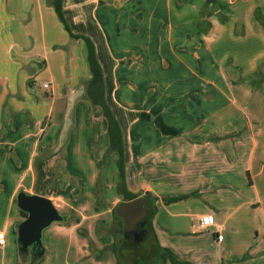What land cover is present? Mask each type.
<instances>
[{"label": "crops", "instance_id": "0c3cea01", "mask_svg": "<svg viewBox=\"0 0 264 264\" xmlns=\"http://www.w3.org/2000/svg\"><path fill=\"white\" fill-rule=\"evenodd\" d=\"M47 1L0 0V264H25L19 191L104 217L123 201L119 156L86 96V45ZM62 11L95 47L124 183L157 199L159 244L191 264H264V0H63ZM208 214L214 224L199 229ZM112 222L84 237L99 260L79 261L91 248L69 244L52 255L115 264L112 237L96 232ZM55 223L45 243L74 241Z\"/></svg>", "mask_w": 264, "mask_h": 264}, {"label": "trees", "instance_id": "16d2710c", "mask_svg": "<svg viewBox=\"0 0 264 264\" xmlns=\"http://www.w3.org/2000/svg\"><path fill=\"white\" fill-rule=\"evenodd\" d=\"M50 6L53 7L59 21L72 39H81L86 45L87 62L91 73V78L87 83L86 96L93 106H98L102 110V115L107 122V134L109 139L108 152H116L119 156V171L120 183L118 185V193L122 196L123 201H130L138 197L127 191L124 183V150L122 143V134L117 120L113 116L109 106L104 98V83L103 74L100 64L97 61L95 47L92 41L83 35L73 34L70 31L69 25L64 18L62 11L63 0H48ZM148 203V213L144 226L145 236L140 243L133 241L132 237L125 238L121 220L114 217L112 212L113 222L110 226H98L97 233H108L113 242L107 247L115 258V264H191L189 262L178 260L171 250L162 247L156 237L153 229V218L156 213L155 201L150 193H146ZM176 198L166 199V201H174ZM22 217L26 214L20 211ZM21 253V252H20ZM22 258H26L21 253ZM30 264L36 261L29 259Z\"/></svg>", "mask_w": 264, "mask_h": 264}, {"label": "water", "instance_id": "95a60500", "mask_svg": "<svg viewBox=\"0 0 264 264\" xmlns=\"http://www.w3.org/2000/svg\"><path fill=\"white\" fill-rule=\"evenodd\" d=\"M215 1L206 0V3L211 4ZM16 206L26 214L17 225L18 249L24 256L29 255L34 262L44 253L42 232L52 223L63 221L64 216L50 199L24 191L16 194ZM112 212L114 217L122 222L124 237L131 236L134 242L140 243L145 236L144 226L148 213L146 195L130 201H120L115 204Z\"/></svg>", "mask_w": 264, "mask_h": 264}, {"label": "rangeland", "instance_id": "374dc122", "mask_svg": "<svg viewBox=\"0 0 264 264\" xmlns=\"http://www.w3.org/2000/svg\"><path fill=\"white\" fill-rule=\"evenodd\" d=\"M27 182H28V179H27ZM27 182L25 183L26 184L25 187L29 188L28 187L29 184ZM76 196H78V195H74L73 197H76ZM54 206L56 207V209L59 211V213L62 216L66 217V219L64 220V223H55L54 226L55 227L64 226L67 232H69V233L72 232L73 235L77 234V236L74 237L75 238L74 241H72L70 243L69 236L66 237L64 235L62 240L59 242V244H57L56 242H52V240H49V242L47 241V243H45L46 242V239H45L46 236L44 235L42 242H43V244H46L47 256L43 260L42 259L36 260V262L34 264H52V261L56 262V264H61L60 262L62 260H63V262L67 261L66 259H63L61 256L55 257L54 255H52V250H53V252H55L57 250L60 252H64L68 248V244L72 245V248H81L83 250H85V249L88 250V248H89V251H90V248H91L90 253H87L88 256L85 257V255H84V257H82L79 261L87 262V261L91 260L89 262H93V261L99 260L100 257H98V256L95 258H91L92 253H93L92 247H90L91 245L88 244L86 241H84L85 240L84 237H86L89 234L92 235L94 225L96 222H99L100 219L105 218V220L106 219L111 220V218H112L111 214H110L111 212L109 211V213H107V216L104 217L102 214H100L101 210L98 206L96 207V205H94V208L77 209V210H70L68 208L61 207V206L58 207L56 205H54ZM74 221H76L77 223H80V224L78 226H75L72 228V226H74V224H75ZM54 228L49 229L50 231H47V232H49V234H52V235L55 232H60V230H57ZM50 232H52V233H50ZM30 258L31 257L29 255L26 256V258H23L22 259L23 263L30 264V262H29ZM70 258H71V262L69 261V263H74L73 262L74 257L72 256V257H69L68 259L70 260ZM75 260H76V258H75Z\"/></svg>", "mask_w": 264, "mask_h": 264}, {"label": "built area", "instance_id": "2783aa9c", "mask_svg": "<svg viewBox=\"0 0 264 264\" xmlns=\"http://www.w3.org/2000/svg\"><path fill=\"white\" fill-rule=\"evenodd\" d=\"M44 87H47V85H44ZM214 224V216L212 214H208L205 216H202L199 219L198 228L201 230L208 229ZM4 243V234L0 232V244L2 245Z\"/></svg>", "mask_w": 264, "mask_h": 264}]
</instances>
